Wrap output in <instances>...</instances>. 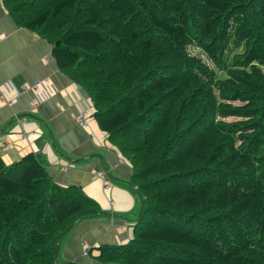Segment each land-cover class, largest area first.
<instances>
[{"label":"trees","instance_id":"1","mask_svg":"<svg viewBox=\"0 0 264 264\" xmlns=\"http://www.w3.org/2000/svg\"><path fill=\"white\" fill-rule=\"evenodd\" d=\"M4 4L53 45L134 169V237L92 260L264 264V0ZM100 215L40 154L7 165L0 152V264H59L62 239Z\"/></svg>","mask_w":264,"mask_h":264},{"label":"crops","instance_id":"2","mask_svg":"<svg viewBox=\"0 0 264 264\" xmlns=\"http://www.w3.org/2000/svg\"><path fill=\"white\" fill-rule=\"evenodd\" d=\"M53 51L46 39L18 26L0 0L1 155L11 165L40 154L58 185L81 188L99 205L103 215L78 223L59 248L60 264H89L84 243L96 256L98 247L131 242L141 198L131 163L101 131L92 100L59 68ZM83 110L91 114L87 127L79 120ZM98 172L105 181L95 178Z\"/></svg>","mask_w":264,"mask_h":264},{"label":"built area","instance_id":"3","mask_svg":"<svg viewBox=\"0 0 264 264\" xmlns=\"http://www.w3.org/2000/svg\"><path fill=\"white\" fill-rule=\"evenodd\" d=\"M48 84H51V82H49ZM39 85H40V83L38 82L35 85V88H37ZM89 116H91L89 110H83L80 113L79 120H80L81 124L84 127H87L88 126V118H89ZM125 161H127V160H125ZM95 178L96 179H99V180H102V181H105V175L102 172L96 173L95 174ZM91 249H92V247H90L88 244L84 243V245H83V256L88 260L89 264H94L95 261H93L92 258L90 257V251H91Z\"/></svg>","mask_w":264,"mask_h":264},{"label":"water","instance_id":"4","mask_svg":"<svg viewBox=\"0 0 264 264\" xmlns=\"http://www.w3.org/2000/svg\"><path fill=\"white\" fill-rule=\"evenodd\" d=\"M21 119V118H20ZM4 132V129L0 131V134H2ZM108 177H110L109 173H108ZM59 248H60V245L58 246V252H57V255H56V262H58V254H59ZM60 264V263H59Z\"/></svg>","mask_w":264,"mask_h":264},{"label":"rangeland","instance_id":"5","mask_svg":"<svg viewBox=\"0 0 264 264\" xmlns=\"http://www.w3.org/2000/svg\"><path fill=\"white\" fill-rule=\"evenodd\" d=\"M192 51H193V50H192ZM194 53L197 55L198 51H197V50H194ZM230 121H232V120H230Z\"/></svg>","mask_w":264,"mask_h":264}]
</instances>
